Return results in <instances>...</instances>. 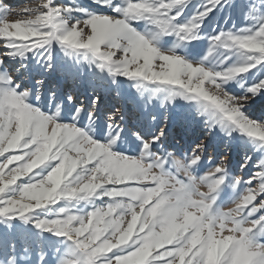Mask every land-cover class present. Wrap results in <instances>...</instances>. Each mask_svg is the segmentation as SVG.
Wrapping results in <instances>:
<instances>
[{"label":"snow or ice","instance_id":"1","mask_svg":"<svg viewBox=\"0 0 264 264\" xmlns=\"http://www.w3.org/2000/svg\"><path fill=\"white\" fill-rule=\"evenodd\" d=\"M0 264H264V0H0Z\"/></svg>","mask_w":264,"mask_h":264},{"label":"rangeland","instance_id":"2","mask_svg":"<svg viewBox=\"0 0 264 264\" xmlns=\"http://www.w3.org/2000/svg\"><path fill=\"white\" fill-rule=\"evenodd\" d=\"M3 2L7 5H10L12 7H15L17 5L22 6L24 3V0H3ZM31 2H35V0H31ZM84 3H88L89 0H83ZM12 18V17H10ZM221 23H223V21H221ZM83 99V97H81ZM108 99L110 102L112 103H120V100L116 98V91L112 90L110 95L108 96ZM123 100L124 103L126 104V106L129 109L134 110L135 109V105L137 102V99L135 97H133L128 90L125 88L123 89ZM237 159H239V157H237Z\"/></svg>","mask_w":264,"mask_h":264},{"label":"bare ground","instance_id":"3","mask_svg":"<svg viewBox=\"0 0 264 264\" xmlns=\"http://www.w3.org/2000/svg\"><path fill=\"white\" fill-rule=\"evenodd\" d=\"M11 19V18H10Z\"/></svg>","mask_w":264,"mask_h":264}]
</instances>
